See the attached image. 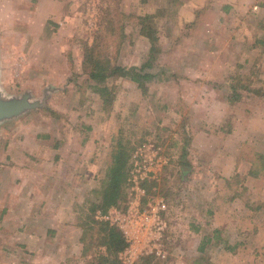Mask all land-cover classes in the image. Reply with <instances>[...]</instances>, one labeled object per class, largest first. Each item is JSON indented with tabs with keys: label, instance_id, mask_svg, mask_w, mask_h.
I'll return each mask as SVG.
<instances>
[{
	"label": "rangeland",
	"instance_id": "rangeland-1",
	"mask_svg": "<svg viewBox=\"0 0 264 264\" xmlns=\"http://www.w3.org/2000/svg\"><path fill=\"white\" fill-rule=\"evenodd\" d=\"M39 2L0 0V93L46 98L0 122V264H87L74 228L66 240L36 236L61 220L82 232L77 205L88 204L120 137L132 154L146 145L168 160L150 181L167 204L166 257L151 264H264V169L249 173L253 153L264 155V0H120L125 34L108 54L139 66L149 25L161 47L154 72L171 75L146 93L82 71L99 0H55L53 18ZM91 86L108 87L111 101ZM206 230L220 239L200 253Z\"/></svg>",
	"mask_w": 264,
	"mask_h": 264
},
{
	"label": "trees",
	"instance_id": "trees-1",
	"mask_svg": "<svg viewBox=\"0 0 264 264\" xmlns=\"http://www.w3.org/2000/svg\"><path fill=\"white\" fill-rule=\"evenodd\" d=\"M99 1L102 3L103 8L101 9L93 38L83 46L81 68L87 77L93 81L100 82L109 78H129L142 93L147 92L149 83L162 82L169 79L171 75L163 71L154 72L161 47L158 31L149 25H143L139 30V33L149 41V48L143 63L139 66H124L116 63L111 58L107 48L109 45H117L119 47L125 34L123 23H121V11L118 6L120 0ZM91 87L96 92H99L105 105L111 101L108 87ZM132 149L131 146H126L121 137L117 138L112 150V161L106 168L103 177L99 180V185L90 191L91 198H88V204L86 207L77 205L76 211H78V214L75 225L79 226L82 231L79 237V243L82 244L81 257L88 259L87 264H120L118 253L127 244L121 231L108 222L97 219L95 215L97 211L107 213L111 209L127 202L129 193L126 178ZM250 161L252 166L249 173L253 176L259 175L264 169V155L254 152L253 159ZM258 162L260 163V168H254L255 164H259ZM143 185L149 188L156 185V183L146 182ZM218 238L220 239V235H218L216 230L212 234H209V231L206 230L201 237L198 251L201 253L210 243H216ZM236 246L237 244H228L227 249L234 250ZM154 259L159 261L160 258L152 255L146 256L139 260V264H151ZM157 263L155 262V264Z\"/></svg>",
	"mask_w": 264,
	"mask_h": 264
},
{
	"label": "built area",
	"instance_id": "built-area-1",
	"mask_svg": "<svg viewBox=\"0 0 264 264\" xmlns=\"http://www.w3.org/2000/svg\"><path fill=\"white\" fill-rule=\"evenodd\" d=\"M167 162L155 149L146 145L136 148L126 178L127 202L107 213L96 212L95 217L117 227L127 243L118 253L120 264H139L150 255L166 257V200L156 188L147 189L143 184L156 180Z\"/></svg>",
	"mask_w": 264,
	"mask_h": 264
},
{
	"label": "crops",
	"instance_id": "crops-1",
	"mask_svg": "<svg viewBox=\"0 0 264 264\" xmlns=\"http://www.w3.org/2000/svg\"><path fill=\"white\" fill-rule=\"evenodd\" d=\"M52 3L55 2V0H50ZM40 4L38 5V7H41L42 11H43V14L45 15V17H49V18H53L52 17V9L50 6H52V3H49L46 1V0H42V2H39ZM44 205V203H39L37 205V212L38 210H41V206ZM47 205H48V202L45 203V208H47ZM52 204H50L49 206H51ZM52 207V206H51ZM47 210V209H46ZM48 214V212H47ZM51 214V213H50ZM51 216V215H50ZM37 221V227L41 225L42 223V218H36L35 219ZM50 223L54 224L53 223V220H49ZM54 221H57L58 220H54ZM61 223H58L56 224V226H51V225H48L45 227L44 229V232L43 234L40 232L36 237L37 239L41 242V243H51L53 242V240H57V239H60V238H63V239H67V237H65L66 234V230L70 227L74 228L72 231L75 233V238L73 239V241H75L77 244H79V237H80V230L78 228H75V226H70V225H67L66 223H64L62 220L59 221ZM45 225V224H44ZM63 233V234H62ZM69 233V231H68ZM62 234V235H61ZM39 235H42V236H39ZM65 237V238H64ZM57 238V239H56ZM62 239V240H63ZM37 252V251H36ZM69 254V251L67 252V254H65V256H67Z\"/></svg>",
	"mask_w": 264,
	"mask_h": 264
},
{
	"label": "water",
	"instance_id": "water-1",
	"mask_svg": "<svg viewBox=\"0 0 264 264\" xmlns=\"http://www.w3.org/2000/svg\"><path fill=\"white\" fill-rule=\"evenodd\" d=\"M29 94L25 93L19 98H4L0 93V122L5 119L16 117L26 110L36 108L45 103L44 98L41 102H31Z\"/></svg>",
	"mask_w": 264,
	"mask_h": 264
}]
</instances>
